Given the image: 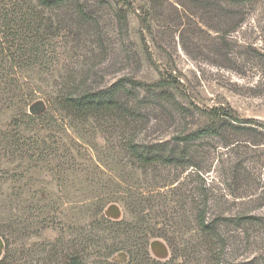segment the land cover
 I'll return each instance as SVG.
<instances>
[{"label": "rangeland", "instance_id": "374dc122", "mask_svg": "<svg viewBox=\"0 0 264 264\" xmlns=\"http://www.w3.org/2000/svg\"><path fill=\"white\" fill-rule=\"evenodd\" d=\"M131 2L128 28L105 7L96 30L59 39L50 70L14 69L8 91L0 87V261L8 247L13 264L72 255L127 264L133 233L123 224H137L130 205L141 199V226L179 239L172 264H206L216 249L223 264H264V0ZM130 78L174 81L179 105L126 88L122 98L139 112L131 124L122 113L79 118L60 105L65 86L102 90ZM36 103L43 110L32 115ZM218 108L238 122L200 134ZM131 142L181 164H142ZM205 205L224 240L210 239L209 252L193 219ZM171 255L164 239H151L140 264Z\"/></svg>", "mask_w": 264, "mask_h": 264}, {"label": "trees", "instance_id": "16d2710c", "mask_svg": "<svg viewBox=\"0 0 264 264\" xmlns=\"http://www.w3.org/2000/svg\"><path fill=\"white\" fill-rule=\"evenodd\" d=\"M148 1L155 5L158 0ZM110 6H114L115 18L120 30L128 28V15L133 8V3H129V0H0V76L2 79L0 87H4L3 92L8 91L5 88V83L11 81L7 79L14 69L50 70L53 63L58 60L57 44L59 39L75 27L96 30L100 26L102 12L105 11V7L109 8ZM141 24L147 25V21L143 19ZM127 85H114L109 89L102 90H96L86 82L65 86L60 90V105L68 114L79 118H90L105 112L122 113L128 118V121H131L130 124L135 117H138L139 112H136V105L130 101H124L122 98L121 91L126 88H129V96H134L133 92L155 95L163 107L179 105L174 94L169 91L170 88H176V83L170 79L163 78L147 85L130 78L127 79ZM41 107L39 106V108ZM208 118L207 128L200 134H214L217 124L224 126L238 122V119L224 108L212 109ZM128 146L129 151L138 159L140 158L142 164L149 167L159 165V160L167 166H180L182 161L180 155H176V153L171 152L166 155L161 152L145 150L146 153L141 154L138 144L131 142ZM162 155L164 156L162 157ZM140 200L136 199L132 203L133 205H130L134 209L137 224L133 226L129 223L123 224L133 233V236L129 237L128 244L131 249L126 251L127 264H140L141 259L143 260L147 254L151 239L157 238L164 239L172 254L170 261L165 264L174 263L181 250L179 239L176 236H169V231H165L162 235L160 229L143 228L141 223L144 222L147 215H144L145 208L142 207ZM194 210L193 219L197 232L209 237L207 238L209 242L206 244L204 242L205 249L209 245V249H207L209 252L212 250V248L210 249V239L219 238L224 241L222 240L223 236L217 233L215 229L217 220L210 219L206 205L201 209L195 206ZM216 250L212 251V257L209 256L210 261L208 263L205 261L206 264H223L224 258L222 259L220 251ZM193 252L195 253V251ZM190 256L192 257V254ZM86 261L82 255H72L66 264H86ZM13 263L14 260L8 253L7 247L0 264Z\"/></svg>", "mask_w": 264, "mask_h": 264}, {"label": "water", "instance_id": "95a60500", "mask_svg": "<svg viewBox=\"0 0 264 264\" xmlns=\"http://www.w3.org/2000/svg\"><path fill=\"white\" fill-rule=\"evenodd\" d=\"M39 106H42L41 108H39ZM43 103H36L35 105H33L31 108H30V113L32 115H37V114H40L42 112V108H43Z\"/></svg>", "mask_w": 264, "mask_h": 264}, {"label": "bare ground", "instance_id": "6f19581e", "mask_svg": "<svg viewBox=\"0 0 264 264\" xmlns=\"http://www.w3.org/2000/svg\"><path fill=\"white\" fill-rule=\"evenodd\" d=\"M162 256H164V255H166V252H165V250L164 249H162Z\"/></svg>", "mask_w": 264, "mask_h": 264}]
</instances>
